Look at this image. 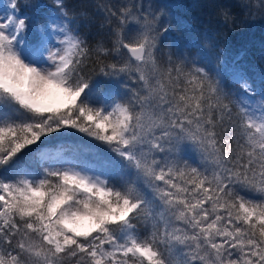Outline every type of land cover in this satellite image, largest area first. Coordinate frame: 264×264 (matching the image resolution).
<instances>
[{"label":"snow or ice","instance_id":"6c2138e0","mask_svg":"<svg viewBox=\"0 0 264 264\" xmlns=\"http://www.w3.org/2000/svg\"><path fill=\"white\" fill-rule=\"evenodd\" d=\"M169 7L94 0L93 43L65 0L0 4V264H264V74L165 51Z\"/></svg>","mask_w":264,"mask_h":264},{"label":"trees","instance_id":"16d2710c","mask_svg":"<svg viewBox=\"0 0 264 264\" xmlns=\"http://www.w3.org/2000/svg\"><path fill=\"white\" fill-rule=\"evenodd\" d=\"M39 2L51 4L52 0H39ZM65 2L70 12L86 10L93 14L94 21L89 22L88 27H85L84 21H80L79 30L94 43L99 38L98 25L102 21V17L96 16L93 12L94 0H65ZM113 2L118 3L120 0ZM144 2L170 6L167 9L170 27L165 33L166 39L162 42L165 51L168 45L175 42L190 53H194L196 50L189 49L188 45L194 40H202L203 34L207 32L215 45L210 49V54L214 58L219 57V66L223 67L224 63L229 65L235 63L243 67L254 78L255 83L259 84V78L264 74V12L254 7L246 14L235 6L238 0H144ZM223 4L232 5L231 12L237 16V23L230 28L221 25L219 6ZM28 11L32 14V10ZM220 49H223V52H220ZM93 82L98 83L102 88L112 85L111 81L100 75L93 76ZM53 136L57 139L50 140L52 146L61 142L71 144L79 138L88 139L84 134L76 132L67 136L61 134H53Z\"/></svg>","mask_w":264,"mask_h":264},{"label":"rangeland","instance_id":"374dc122","mask_svg":"<svg viewBox=\"0 0 264 264\" xmlns=\"http://www.w3.org/2000/svg\"><path fill=\"white\" fill-rule=\"evenodd\" d=\"M4 3V0H0V4Z\"/></svg>","mask_w":264,"mask_h":264}]
</instances>
